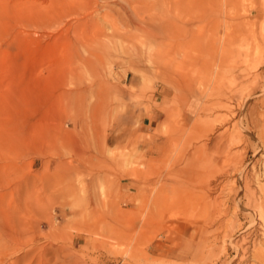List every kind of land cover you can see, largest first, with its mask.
Returning <instances> with one entry per match:
<instances>
[{
    "label": "rangeland",
    "instance_id": "rangeland-1",
    "mask_svg": "<svg viewBox=\"0 0 264 264\" xmlns=\"http://www.w3.org/2000/svg\"><path fill=\"white\" fill-rule=\"evenodd\" d=\"M263 146L264 0H0V264H235Z\"/></svg>",
    "mask_w": 264,
    "mask_h": 264
},
{
    "label": "bare ground",
    "instance_id": "bare-ground-1",
    "mask_svg": "<svg viewBox=\"0 0 264 264\" xmlns=\"http://www.w3.org/2000/svg\"><path fill=\"white\" fill-rule=\"evenodd\" d=\"M227 0H224V2H226ZM105 5H108V4H105ZM109 6V5H108ZM107 8V7H106ZM105 8V9H106ZM235 11V10H234ZM252 13V12H251ZM123 17V16H122ZM124 24V23H123ZM131 24V23H130ZM139 28V27H138ZM140 29V28H139ZM136 30V29H135ZM142 30V31H141ZM137 31V30H136ZM139 31V30H138ZM140 32H142V33H145V36H149V35H151V31H149V30H147V28H143V29H140ZM151 36H153V35H151ZM150 37V36H149ZM218 104V103H217ZM239 108H240V110H241V108H242V105H240L239 106ZM239 111V110H238ZM236 125V124H235ZM232 129H234V128H232ZM256 146V145H255ZM264 147V146H263ZM258 150V147H254V151L256 152ZM262 156V155H261ZM264 158V157H263ZM226 162V161H225ZM225 165V164H224ZM227 165V164H226ZM225 167V166H224ZM227 167H228V165H227ZM227 167H225L226 169H227ZM251 171L253 172L254 171V169H255V164H253V165H251ZM223 169V168H222ZM226 169H224V170H226ZM215 170V169H214ZM238 170V169H237ZM264 171V170H263ZM238 174H240V170H238ZM256 175V174H255ZM264 175V174H263ZM258 176V175H257ZM259 177V176H258ZM239 175H238V178H237V180H239ZM255 178V177H254ZM245 180H244V187L242 188V192L243 193H245V197L246 196H249V197H247V198H249L250 200H252L251 201V203H254V205H252L251 206V209H250V213L248 214L249 216L248 217H250L249 219H250V224H251V230H250V232L248 233V234H246V235H241V236H238V237H235L234 236V234H232L231 232H230V228H229V225H230V222H229V220L224 224V227H223V230H222V236H220L221 238H220V241H222L221 242V247H222V251L223 252H225L226 251V249H227V247L228 246H230L233 250H234V252L236 253V255H238V260H237V262H235V264H242V261H243V259L246 257V255L248 254V253H251V258H253L255 261H256V263L257 264H264V242L263 243H260L261 244V247L259 246H257V245H255V244H253V245H251V247L250 248H248V246L246 245V240H247V238H248V236L250 235V234H252V233H257V235L258 236H260V238H264V188H262V187H258L259 188V191H260V196L258 197L254 192L253 193H249L250 192V190H249V180L248 181H246L247 179L246 178H244ZM241 180V179H240ZM239 180V181H240ZM248 182V183H247ZM240 183H241V181H240ZM257 185V184H256ZM236 194H238V193H236ZM238 196H239V194H238ZM237 198V197H236ZM219 199V198H218ZM248 199V200H249ZM215 200V199H214ZM216 202H218V201H216ZM214 203V205H213V203H212V205H210L209 203H206L205 204V209L204 210H209L210 211V215H209V217H211V214L213 213V211H214V213L216 212V213H218V211H220V206H218V203ZM216 204V205H215ZM219 207V208H218ZM248 210V209H247ZM246 210V211H247ZM215 213V214H216ZM219 213H221L222 214V212H219ZM225 213V212H224ZM223 213V214H224ZM216 216V215H215ZM220 216H222V215H220ZM212 217H214V214L212 215ZM211 217V218H212ZM255 217H257V220L259 221L258 223H257V225H255L254 224V220H256V218ZM210 218V219H211ZM215 219H217L216 217H215ZM213 221V220H212ZM211 221V222H212ZM216 221V220H215ZM210 223V222H209ZM234 223V222H233ZM222 224V223H221ZM211 225H212V223H211ZM221 227V226H220ZM256 227V228H255ZM218 229V228H217ZM255 229H257L256 231H255ZM221 231V230H220ZM219 231V232H220ZM255 231V232H254ZM259 231V232H258ZM215 235V234H214ZM263 241V240H262ZM236 257V256H235ZM252 259V260H253ZM245 260V259H244ZM231 263V262H230Z\"/></svg>",
    "mask_w": 264,
    "mask_h": 264
},
{
    "label": "crops",
    "instance_id": "crops-1",
    "mask_svg": "<svg viewBox=\"0 0 264 264\" xmlns=\"http://www.w3.org/2000/svg\"><path fill=\"white\" fill-rule=\"evenodd\" d=\"M122 193H124V192H122ZM125 193H128V194H130V192H129V191H127V192H125Z\"/></svg>",
    "mask_w": 264,
    "mask_h": 264
}]
</instances>
